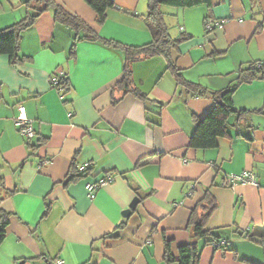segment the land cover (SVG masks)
I'll use <instances>...</instances> for the list:
<instances>
[{
	"label": "crops",
	"instance_id": "1",
	"mask_svg": "<svg viewBox=\"0 0 264 264\" xmlns=\"http://www.w3.org/2000/svg\"><path fill=\"white\" fill-rule=\"evenodd\" d=\"M27 1L0 0V29L27 16ZM54 1L103 39H152L148 0H114L103 24L86 0ZM164 11L173 37L192 36L171 54L183 79L222 90L241 68L264 62V0ZM74 37L50 8L21 34L20 55L29 61L14 65L0 54V206L11 213L0 264H168L165 240L177 257L192 240V210L208 191L217 207L206 227L227 249L199 239V264H264V79L237 88L234 106L248 113L230 116L229 134L216 147L195 149V119L213 108L211 96L188 91L163 55L131 65L132 88L145 97L126 91L118 85L124 51L80 39L72 55ZM57 69L71 83L63 94L50 84ZM20 105L36 131L30 143L15 125ZM88 163L86 176L68 180L74 164L81 170ZM244 171L257 184L230 182ZM107 173L114 181L91 198L86 184ZM135 197L137 209L124 216ZM120 224L119 235L109 236ZM236 229L256 232L258 242Z\"/></svg>",
	"mask_w": 264,
	"mask_h": 264
},
{
	"label": "trees",
	"instance_id": "2",
	"mask_svg": "<svg viewBox=\"0 0 264 264\" xmlns=\"http://www.w3.org/2000/svg\"><path fill=\"white\" fill-rule=\"evenodd\" d=\"M35 1L36 4L32 6L31 4ZM86 1L88 5L96 11L97 22L100 24H103L106 21L108 10L116 6L114 0ZM210 3L211 0H148V10L144 18L151 32L152 39L150 42L142 45H126L115 40L101 38L89 23L84 21L79 15L69 12L62 5L56 4L54 0H28L27 4L30 11L27 16L6 28L0 29V54L7 55L10 62L14 65L29 61L30 57L20 55L21 34L25 29L32 26L44 11L52 8L55 11L56 20L71 27L75 31L74 42L70 51L72 55L75 53L76 43L80 39L100 40L105 44L117 47L124 51L126 55L124 75L118 85L126 91L133 90L131 65L134 61L140 58L163 55L168 59V68L176 74L179 83L186 86L188 91H192L193 95L211 96L214 99L215 104L213 108L204 117H196V129L190 139V146L195 149L213 148L218 145V139L220 137H225L229 134L228 126L230 116L236 113L239 116L238 120H240L243 115L248 113L244 110H238L234 106L233 97L237 88L243 83H249L256 79H264V66H258L260 61L251 62L248 67L240 69V74L234 83L222 90H210L199 83L190 82L181 77L180 70L172 60L171 54L173 49H177L182 42L189 40L192 36L187 32H182L178 37H173L171 35L170 27L166 20L164 6L187 8ZM209 23H211L210 20H207V28ZM57 70L62 71L61 69ZM57 70L52 72L50 76V84L63 94V90L70 89L71 83L66 74L63 76L57 75L54 80L53 75ZM133 91L138 96H146L139 89H134ZM31 140L32 139H28L27 142L30 143ZM37 146L38 144H34L32 145V148L36 150ZM90 170V166L80 170L74 164L68 180L71 181L78 177L86 176ZM216 207L217 202L215 197L210 194L209 191L206 192L203 199L192 210L190 218V223L192 225V240L179 247L177 257L172 253L170 240H165V259L168 264H199L200 249L198 246V240L201 238H204L207 243L215 242L216 246H221L224 250L227 249V243L226 245L220 243L222 239L217 232L214 229H208L206 227L208 219ZM10 218L11 213L7 212L0 206V244L8 234ZM122 224H120L114 232L109 234V236L116 237L119 235L120 229L124 226ZM236 232L249 240L258 242L256 232H252V230L236 229ZM56 263L57 262H55V264Z\"/></svg>",
	"mask_w": 264,
	"mask_h": 264
},
{
	"label": "built area",
	"instance_id": "3",
	"mask_svg": "<svg viewBox=\"0 0 264 264\" xmlns=\"http://www.w3.org/2000/svg\"><path fill=\"white\" fill-rule=\"evenodd\" d=\"M212 25L211 23L208 24V28H211ZM259 67L264 66V62H260L258 64ZM65 73L63 71H56L55 74L53 75V79L55 80L57 75L63 76ZM20 114L18 117L15 118V125L18 127L20 133L26 138V139H33L36 136V131L34 129V126L32 125L31 121L28 119L26 109L23 105H20ZM90 166V164L84 165L82 169L85 167ZM115 177L111 175L110 173H107L103 175L102 177L98 178L97 180L93 182H88L86 184V189L88 190L89 196L91 198L95 197L96 191L101 188L104 185H107L108 183L113 182ZM230 182L231 183H238V182H243V183H251V184H257V179L253 172L250 171H244L239 174H232L230 175ZM222 245H226L227 240H221L220 242ZM214 245L216 243L214 242ZM56 264H63L62 260H57Z\"/></svg>",
	"mask_w": 264,
	"mask_h": 264
},
{
	"label": "water",
	"instance_id": "4",
	"mask_svg": "<svg viewBox=\"0 0 264 264\" xmlns=\"http://www.w3.org/2000/svg\"><path fill=\"white\" fill-rule=\"evenodd\" d=\"M139 203H140L139 197H135L130 203L129 207L123 211V215L126 217L129 216L133 211L137 209Z\"/></svg>",
	"mask_w": 264,
	"mask_h": 264
},
{
	"label": "rangeland",
	"instance_id": "5",
	"mask_svg": "<svg viewBox=\"0 0 264 264\" xmlns=\"http://www.w3.org/2000/svg\"><path fill=\"white\" fill-rule=\"evenodd\" d=\"M165 8H177V7H172V6H164Z\"/></svg>",
	"mask_w": 264,
	"mask_h": 264
}]
</instances>
